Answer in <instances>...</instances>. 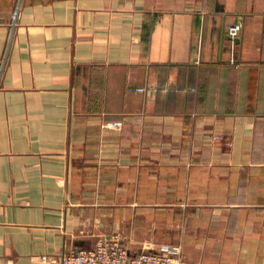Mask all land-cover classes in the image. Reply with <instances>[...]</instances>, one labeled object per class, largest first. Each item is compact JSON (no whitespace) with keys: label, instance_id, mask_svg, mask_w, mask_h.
Here are the masks:
<instances>
[{"label":"crops","instance_id":"1","mask_svg":"<svg viewBox=\"0 0 264 264\" xmlns=\"http://www.w3.org/2000/svg\"><path fill=\"white\" fill-rule=\"evenodd\" d=\"M104 237L264 264V0H0V264Z\"/></svg>","mask_w":264,"mask_h":264},{"label":"built area","instance_id":"2","mask_svg":"<svg viewBox=\"0 0 264 264\" xmlns=\"http://www.w3.org/2000/svg\"><path fill=\"white\" fill-rule=\"evenodd\" d=\"M16 16V13L14 14ZM243 25L240 22L229 25L227 34L230 38V63L238 67L235 58L237 40ZM140 91L146 89L141 88ZM61 264H185L182 247L167 245L158 251H144L132 254L118 237H104L91 248H80L65 252Z\"/></svg>","mask_w":264,"mask_h":264}]
</instances>
